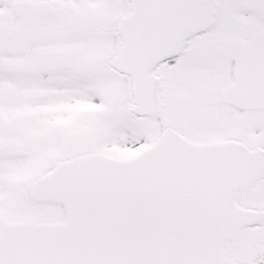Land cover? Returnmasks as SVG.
<instances>
[{
  "label": "snow or ice",
  "instance_id": "snow-or-ice-1",
  "mask_svg": "<svg viewBox=\"0 0 264 264\" xmlns=\"http://www.w3.org/2000/svg\"><path fill=\"white\" fill-rule=\"evenodd\" d=\"M0 264H264V0H0Z\"/></svg>",
  "mask_w": 264,
  "mask_h": 264
}]
</instances>
